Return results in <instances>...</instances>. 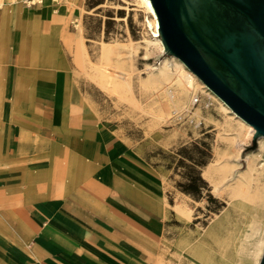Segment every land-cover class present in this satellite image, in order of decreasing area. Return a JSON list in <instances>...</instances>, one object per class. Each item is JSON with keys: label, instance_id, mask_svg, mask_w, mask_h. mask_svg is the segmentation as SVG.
<instances>
[{"label": "rangeland", "instance_id": "1", "mask_svg": "<svg viewBox=\"0 0 264 264\" xmlns=\"http://www.w3.org/2000/svg\"><path fill=\"white\" fill-rule=\"evenodd\" d=\"M72 1L44 0L28 6L23 0H0V184L31 181L27 167L68 164L64 155L48 147L42 121L39 137L43 140L24 142L20 153H14L19 141L11 140V131L20 127L22 118L37 122L31 114L33 95L53 105L62 98L69 105L78 92L82 109H90L81 122L101 121L114 127L131 144L137 162L153 172L155 189L151 192L158 199L140 203L161 225L160 234L147 249L153 264H241L249 260L262 230H251L249 216L236 209L228 190L237 171L245 167V155L258 148L251 142V133L241 143L239 165L232 168L233 157L226 149L236 120L212 95L194 83L181 109L171 106L169 115L160 111L165 91L175 90V83L156 89L140 80L171 57L154 42L150 15L140 0ZM202 3L187 0L189 10ZM58 15L60 19L54 21ZM78 28L86 48L83 64H77L73 56ZM103 41L118 43L127 56L124 68L129 72V86L125 90L97 82L94 68ZM19 47L29 50L20 70ZM14 93L20 95L17 106ZM67 115L72 118L69 111ZM262 162L264 166V151L258 165ZM258 181L264 183V173ZM46 187L37 190L47 192ZM13 193L23 195L25 190ZM216 238L229 241L221 246ZM120 239L135 250L144 249L136 236ZM1 251L0 240V261L5 262Z\"/></svg>", "mask_w": 264, "mask_h": 264}, {"label": "crops", "instance_id": "2", "mask_svg": "<svg viewBox=\"0 0 264 264\" xmlns=\"http://www.w3.org/2000/svg\"><path fill=\"white\" fill-rule=\"evenodd\" d=\"M67 105L62 98L54 105L34 99L31 114L37 122L22 118L11 131L19 143L21 137L41 141L42 121L48 147L68 164L27 167L31 181L0 184L1 254L6 259L0 264H153L147 249L161 225L140 204L158 199L151 192L153 172L137 162L131 144L114 127L101 121L74 124ZM41 186L47 192H39ZM20 188L25 193L14 196ZM133 236L144 249L120 239Z\"/></svg>", "mask_w": 264, "mask_h": 264}, {"label": "water", "instance_id": "3", "mask_svg": "<svg viewBox=\"0 0 264 264\" xmlns=\"http://www.w3.org/2000/svg\"><path fill=\"white\" fill-rule=\"evenodd\" d=\"M150 1L165 49L264 136V0H202L190 10L187 0ZM212 28L227 55L211 48Z\"/></svg>", "mask_w": 264, "mask_h": 264}, {"label": "bare ground", "instance_id": "4", "mask_svg": "<svg viewBox=\"0 0 264 264\" xmlns=\"http://www.w3.org/2000/svg\"><path fill=\"white\" fill-rule=\"evenodd\" d=\"M140 2L144 5L145 10L150 15V19H148V25L152 29V35L155 37L154 42L157 43L158 46L162 48V50H166L164 43L160 37L158 19L154 11V8L151 4V1L150 0H140ZM60 15L53 18L54 21L57 19L59 20ZM78 29H79L78 36H77L76 43H75V49H73L74 50L73 56L77 64H83L85 61L86 48H85L83 37L81 36V29L80 28ZM46 31H47V28H46ZM24 36L26 37L25 34ZM21 38H24V37L21 36ZM33 46L37 47L35 45H32V47ZM9 47H11V42L9 43ZM17 53H18L17 56H18L19 68L22 69V65H24L27 62L29 50L26 51L25 47H22V48L19 47ZM170 57H171V60H169L168 58H164L161 64L157 66V68L153 67L155 70H151V72H149L146 77L140 80V82L143 83L144 86L150 85L151 87H154L156 89H160V88L162 89V88L167 87V85H170L171 83L172 84L175 83V90L167 89L165 91L166 98L163 102V106L161 107V110H160L161 112H163L166 115H169L171 111L169 108L171 106H173V108H176L178 110L181 109L182 102L189 96L190 90L194 88V83H196V88H201V90L206 91L210 95H212V97H214L220 103L222 109L225 110V112H227L231 117H233L236 120V127L231 128L233 132L228 133L230 136L227 139L228 146L226 149L228 154H230L233 157L232 168L237 167L239 165L238 159L240 157V152L242 149L241 143L246 142L250 133H251L250 135L251 142L255 141L256 147L258 144L257 150L247 153L245 155V167L237 171L236 175L234 176L232 180L231 185L229 186L230 188L228 190L231 199L234 200L233 205L237 207L236 209L239 208L240 210L245 211L247 215L249 216L248 219L251 220L250 221L251 230L252 231L262 230V235L259 236L258 238L257 237L255 238L256 245L252 251V254L250 255V259L249 260L246 259V261L241 262V264H258L259 258L261 256L260 254L262 253L261 251L263 250L262 248L264 247L263 246L264 245V183H260L258 181L259 175L264 173L263 162L258 165V160L261 159L263 155V151H264V136L263 135L255 136V129L253 128L252 125L246 122L243 118L237 115L234 111H232V109L218 95H216L200 78H198L197 75L193 71H191L178 57H176L173 54H170ZM126 58L127 56L122 54L121 46L118 43H111V42L103 41L99 46V59L100 60H99L98 65H96L94 68L97 82L103 87H107L111 85L112 86L111 88H113L116 91L125 90L126 88H128L129 72L128 70H125L126 68H124ZM113 67L115 68L117 67L119 69L115 70ZM110 68H112L113 70H110ZM210 90L212 91L211 93H210ZM19 96H20L19 94L14 93L15 101H18ZM32 99H35V100L37 99L38 101L40 100L41 102L42 100L45 101V99L37 95L36 96L33 95ZM69 102L70 103L66 107V109L69 111L70 115L72 116V123L79 124L81 122V119L83 118V115L86 112H88L90 109L89 107L87 109L85 108L82 109L83 107L80 105L81 99H80L78 92H75L73 96H71V100ZM23 140H24V137H21L20 143L18 144V147L15 153L21 152L22 145L24 144ZM221 167L224 168L225 165L224 166L222 165ZM251 235H252V232H251ZM216 240L217 242L219 241L221 246H223L222 245L223 243L229 241V240L225 241V239L223 240L219 238H216ZM241 260L242 259H240V261Z\"/></svg>", "mask_w": 264, "mask_h": 264}, {"label": "flooded vegetation", "instance_id": "5", "mask_svg": "<svg viewBox=\"0 0 264 264\" xmlns=\"http://www.w3.org/2000/svg\"><path fill=\"white\" fill-rule=\"evenodd\" d=\"M228 7H231V6H228ZM211 11H213V10H211ZM226 11V10H225ZM227 12V11H226ZM211 14H212V12H211ZM213 19V17L211 16V20ZM259 27H260V29L261 30H263L262 29V23L261 22H259ZM215 28H212V35H211V48L213 49V51H215L216 52V54L217 55H220V56H224V55H227L226 53V50L225 49H223V48H221L220 47V43H217L216 41H215V34H214V32L213 31H215L214 30ZM225 33V32H224ZM226 36H229L230 35V33H227V31H226ZM199 36H201V34H200V32H199ZM228 51V53H230V51L229 50H227Z\"/></svg>", "mask_w": 264, "mask_h": 264}, {"label": "built area", "instance_id": "6", "mask_svg": "<svg viewBox=\"0 0 264 264\" xmlns=\"http://www.w3.org/2000/svg\"><path fill=\"white\" fill-rule=\"evenodd\" d=\"M44 0H23L24 3H26V5L30 6L36 3H41ZM51 2H54L55 4H58L60 1L62 0H49ZM197 100V98H195V101Z\"/></svg>", "mask_w": 264, "mask_h": 264}]
</instances>
